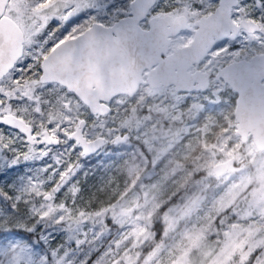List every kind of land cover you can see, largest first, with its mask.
Returning a JSON list of instances; mask_svg holds the SVG:
<instances>
[{
  "label": "snow or ice",
  "instance_id": "6c2138e0",
  "mask_svg": "<svg viewBox=\"0 0 264 264\" xmlns=\"http://www.w3.org/2000/svg\"><path fill=\"white\" fill-rule=\"evenodd\" d=\"M0 264H264V0H0Z\"/></svg>",
  "mask_w": 264,
  "mask_h": 264
}]
</instances>
